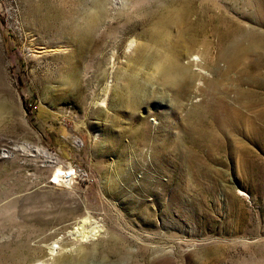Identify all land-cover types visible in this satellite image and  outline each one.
<instances>
[{"label":"rangeland","instance_id":"obj_1","mask_svg":"<svg viewBox=\"0 0 264 264\" xmlns=\"http://www.w3.org/2000/svg\"><path fill=\"white\" fill-rule=\"evenodd\" d=\"M263 4L0 0V264H264V66L260 50L238 54L250 44L264 53ZM95 6L109 17L89 41H73ZM173 8L205 26L191 53L178 42L183 27L156 26ZM157 37L171 39L192 79L164 83L152 71L147 62L160 47L151 44ZM145 45L138 62L135 49ZM235 52L230 65L227 54ZM129 69L141 83L130 95ZM68 70L75 71L73 88ZM237 87L245 92L241 107ZM252 94L260 101L247 108ZM20 145L44 148L56 161L14 150ZM58 167L64 177L86 178L54 181ZM83 217V230H100L85 241L75 233Z\"/></svg>","mask_w":264,"mask_h":264},{"label":"bare ground","instance_id":"obj_2","mask_svg":"<svg viewBox=\"0 0 264 264\" xmlns=\"http://www.w3.org/2000/svg\"><path fill=\"white\" fill-rule=\"evenodd\" d=\"M246 1V0H245ZM255 1V0H254ZM99 2V1H98ZM188 2V1H187ZM194 3V2H193ZM242 3V2H241ZM245 3V2H244ZM251 3V2H250ZM254 3V2H253ZM114 4V3H113ZM240 4V3H239ZM247 4V3H246ZM249 4V3H248ZM257 4V3H256ZM251 5V4H250ZM264 5V4H263ZM185 6V5H184ZM193 6V5H192ZM191 6V7H192ZM240 6H241V4H240ZM256 6V5H255ZM260 6H261V4H260ZM53 7V6H52ZM210 7H208V9H209ZM213 8V7H212ZM249 8V7H248ZM262 9H263V7H261ZM50 9V8H49ZM55 9V8H54ZM243 9V8H242ZM257 10V9H256ZM61 11V14H62V10H60ZM192 11V10H191ZM251 11V10H250ZM259 11V10H258ZM55 12H57V11H55ZM54 12V13H55ZM190 12V11H189ZM189 12L188 11H186L185 9H170V10H167L166 9V12L165 11H162L161 12V14H163L162 16H161V18H160V20H158V23L156 24V26L158 27V28H160V29H164V28H161V26H166L165 28H167V27H170V31H171V28L173 27V25H176V26H178L179 27V29H180V27H183L184 28V33L182 34V35H180L179 37H178V42H182L181 44H183L184 46H185V48H186V50H188V52L189 53H191L190 51H191V49H190V46H192V45H194L196 42H197V40H198V37H199V35L201 34V32H203V29L205 28V26L201 23H199V24H196V23H191L189 20H188V15H189ZM260 12H261V10H260ZM53 13V14H54ZM59 13V12H58ZM222 13V12H221ZM246 13V12H245ZM192 14V13H191ZM250 14V13H249ZM251 14H253V13H251ZM262 14V13H261ZM65 15V14H64ZM217 15V14H216ZM66 16V15H65ZM68 16V15H67ZM66 16V17H67ZM225 16V15H224ZM262 16H263V14H262ZM109 16H108V13L107 12H105L104 11V13L102 12L101 13V11L99 10V7H97V6H95V8L93 9V10H89L88 12H87V14H86V16H85V22H84V24L83 25H80V31H81V35L80 36H78V37H73V41H78L79 40V42H81V44H83V43H85L86 41H89V36L94 32V30L96 29V27H97V24L99 23V22H101L103 19L104 20H106L107 18H108ZM216 17V16H215ZM258 17H259V15H258ZM60 18H61V16H60ZM63 18V17H62ZM61 18V19H62ZM68 18V17H67ZM159 18V17H158ZM198 18H200V17H198ZM204 18V17H203ZM206 18V17H205ZM262 18V17H261ZM57 19H58V17H57ZM205 20V19H204ZM207 20V19H206ZM260 20V19H259ZM258 20V21H259ZM144 21V20H143ZM199 21H201V20H199ZM209 21V20H208ZM211 21V20H210ZM221 21V18H219V17H217V20L215 21L217 24L219 23ZM147 22V21H146ZM197 22V21H196ZM262 22V21H261ZM198 23V22H197ZM257 23V22H256ZM82 24V23H81ZM144 24V23H143ZM205 24V23H204ZM206 24H208V23H206ZM262 24V23H261ZM145 25V24H144ZM170 25H172V27L170 26ZM209 25V24H208ZM213 26H217V25H213ZM236 27H238V25L236 26ZM235 27V28H236ZM174 28V27H173ZM242 28V27H241ZM178 29V30H179ZM206 29H207V26H206ZM141 30V29H140ZM161 30V32H163ZM166 30V29H165ZM168 30V32H170ZM242 30H243V28H242ZM258 30V29H257ZM143 31V30H142ZM144 31H146V30H144ZM208 31V30H207ZM217 31V30H216ZM233 31H234V29H233ZM259 31V30H258ZM147 32V31H146ZM205 32V31H204ZM218 32V31H217ZM221 32V31H220ZM226 32H227V29H226ZM232 32V31H231ZM235 32H239V29H238V31L236 30ZM257 32V31H256ZM128 33H131V31H129ZM134 33V32H133ZM159 33H160V31H159ZM229 33V32H228ZM261 33V32H260ZM145 34V33H144ZM163 34H165V33H163ZM167 34H169V33H167ZM166 34V35H167ZM204 34V33H203ZM244 34V33H243ZM259 34V33H258ZM147 35V34H146ZM160 35V34H159ZM158 35V36H159ZM174 35V34H173ZM218 35V34H217ZM248 35V34H247ZM130 36V35H129ZM142 36V35H141ZM163 35H160V37H162ZM176 36V35H175ZM219 36H220V39L222 40V41H225V40H228L227 38H228V35L226 34V33H222V34H219ZM218 36V37H219ZM231 36H232V34H231ZM263 36V35H262ZM160 37H157L156 39H152L153 41H152V43L151 44H153V45H155V47H157V46H160L159 48H157V50H155L156 51V53H154L153 54V57H151V59H150V61L149 62H147L148 64H151V68H154V70H152V71H154V73L155 74H162L161 75V79L162 80H164L165 82L164 83H166V82H168V80H169V78L170 77H172V76H177V75H179L181 78H187V79H192V77H193V74H190L189 72H188V69H189V67H188V69H186V68H183L182 67V65L181 64H179V62H178V59H177V57L179 58V52H181V51H179L178 52V54L176 55V51H174L175 49H173V47H174V45L175 44H171V39H169V37L167 38V39H164L163 40V42H160L159 41V38ZM174 37V36H173ZM172 37V38H173ZM201 37V36H200ZM258 37V36H257ZM155 38V37H154ZM164 38V37H163ZM175 38V37H174ZM261 38V37H260ZM241 39V38H240ZM243 39V38H242ZM241 39V40H242ZM230 40V39H229ZM124 41V40H123ZM235 41V40H234ZM178 42H176V43H178ZM199 42V41H198ZM243 42V41H242ZM122 43V42H121ZM224 43V42H223ZM244 43V42H243ZM80 44V45H81ZM159 44V45H158ZM180 44V45H181ZM173 45V46H172ZM133 46V41H130L129 43H128V46H127V48L128 49H131V47ZM263 46V45H262ZM81 47H82V45H81ZM175 47H177V46H175ZM179 47V46H178ZM220 47V46H219ZM83 48V47H82ZM150 49V47L149 46H147V45H145V46H142L141 48H137V49H135V52H137V59H136V61H142L143 60V58H144V56H145V53L146 52H148V50ZM216 49H218V48H216ZM221 49H224V48H221ZM219 50V49H218ZM229 50V49H228ZM239 50V52H238V54H244L245 55V53H247L248 51H250V53H252V55L254 56L255 54H256V52L258 51V50H260V52L258 51V53H261V54H258L259 55V59H260V61L259 60H257V62L259 61V62H261V64L260 65H263L264 66V53L262 52V50H261V48L259 47V45H256V44H250L249 45V47L248 48H246V49H243V48H239L238 49ZM217 51V50H216ZM218 53V52H217ZM249 53V52H248ZM181 55H182V53H181ZM186 55V54H185ZM227 55H229L228 57H229V59L231 60V64L230 65H233V63H236V61L238 60V55H237V57H236V52H235V54L234 55H230V54H227ZM247 55V54H246ZM251 55V54H250ZM222 59L224 58V59H226V57L224 56V53H220V55H219ZM135 57H136V55H135ZM188 57V56H187ZM217 57V56H216ZM145 58H146V56H145ZM192 58V57H191ZM214 58H215V56H214ZM213 58V59H214ZM212 59V60H213ZM216 59V58H215ZM218 59V58H217ZM195 60V59H194ZM194 60H191V62H193ZM215 61V60H214ZM218 61H221L220 59H218ZM248 61H250V60H248ZM255 61V60H254ZM137 62V63H138ZM190 62V65H192V66H199L198 64L196 65V64H194V63H191ZM217 62V61H216ZM239 62V61H238ZM256 62V61H255ZM129 63H131V62H129ZM257 63V64H258ZM139 64V63H138ZM146 64V63H145ZM148 64H147V66H148ZM208 64H210V63H208ZM213 64V63H212ZM215 64H217V63H215ZM237 64V63H236ZM251 64V63H250ZM253 64H254V62H253ZM253 64H251V65H253ZM256 64V63H255ZM129 65V64H128ZM131 65V64H130ZM212 66V65H211ZM255 66V65H254ZM257 66V65H256ZM133 67V66H132ZM131 67V68H132ZM142 67V66H141ZM228 67V66H227ZM239 67V66H238ZM252 67V66H251ZM257 67H259V66H257ZM148 68V67H147ZM199 68V67H198ZM229 68V67H228ZM241 68V67H240ZM248 68V67H247ZM261 68V67H260ZM136 69V68H135ZM134 69V70H135ZM195 69V68H194ZM254 69H256V67L254 68ZM264 69V68H263ZM127 70V69H126ZM193 70V69H192ZM214 70H216V69H214ZM214 70H212V72L214 71ZM238 70V69H237ZM240 70H243L242 68L240 69ZM69 72H68V76H69V80H68V85H70V86H72V88L73 87H75V85H76V75H75V71L74 70H68ZM129 71V73L130 74H128L127 72V74L126 75H124V81L126 82V86H127V91H126V93L128 92L129 93V91L131 90V89H134L135 90V88H136V86L138 85H136V81H134V79H133V77L131 76V72H132V70L130 71V69L128 70ZM151 71V72H152ZM228 71H230V70H228ZM199 72V71H198ZM211 72V71H210ZM211 72V73H212ZM216 72V71H215ZM222 72L224 73V71L222 70ZM231 72V71H230ZM199 73H201V72H199ZM219 73V72H218ZM229 73V72H228ZM154 74V75H155ZM133 75H135V74H133ZM218 75H221V74H218ZM260 75V74H259ZM150 76V75H149ZM152 76H153V74H152ZM223 76V75H222ZM241 76V75H240ZM122 77V76H121ZM145 77V76H144ZM157 77V76H156ZM113 78V77H112ZM123 78V77H122ZM147 78H148V76H147ZM150 78V77H149ZM153 78V77H152ZM239 78V77H238ZM241 78V77H240ZM246 78V77H245ZM248 78V77H247ZM244 79V78H243ZM135 80H136V78H135ZM142 80V79H141ZM175 81H176V79H174ZM179 80V79H178ZM177 80V82H182L183 83V80L184 79H180L179 81ZM186 80V79H185ZM233 80V79H232ZM238 80V79H237ZM245 80V79H244ZM252 80V79H251ZM147 81V80H146ZM152 81V80H151ZM235 81V80H234ZM253 81V80H252ZM144 82V81H143ZM161 82V81H160ZM174 82V81H173ZM241 82L242 81H239V82H237L236 84H237V86L239 85H241ZM245 82V81H244ZM247 82V81H246ZM148 83V82H147ZM147 83H143V85L144 84H147ZM163 83V82H162ZM186 83V82H185ZM243 83V82H242ZM251 83V82H250ZM170 84H172V83H170ZM179 84V83H178ZM139 85H141V83L139 84ZM139 85L137 86L138 88H139ZM142 85V86H143ZM177 85V84H176ZM184 85V84H183ZM188 85V84H187ZM248 85H251V84H248ZM253 85H254V82H253ZM146 86V85H145ZM166 86V85H165ZM190 86V85H189ZM258 86H259V84H258ZM261 86H263V84L261 85ZM260 86V87H261ZM107 87V86H106ZM144 87V86H143ZM173 87V86H172ZM177 88H178V86H176ZM256 87V86H255ZM12 88V87H11ZM145 88V87H144ZM143 88V89H144ZM182 88H184V87H182ZM227 88V87H226ZM70 89V88H69ZM75 89H77V87L75 88ZM137 89V88H136ZM221 89H223V88H221ZM220 89V90H221ZM232 89V88H231ZM254 89V88H253ZM264 89V88H263ZM124 90V89H123ZM140 90V89H139ZM138 90V91H139ZM229 90H230V88H229ZM136 91V90H135ZM260 91H261V89H260ZM134 91H132V93H133ZM13 93H14V91H13ZM125 93V94H126ZM135 93V92H134ZM144 93V92H143ZM222 93V92H221ZM245 93V92H244ZM240 89H239V87H237V94H236V96H235V98H234V100L236 101V100H239V107H241V103H243V100H242V97H243V94H244ZM260 93V92H259ZM121 94H122V92H121ZM124 94V93H123ZM263 94V93H262ZM107 95H108V89L107 88H105L103 91H102V95H101V97L98 99V101H97V103H96V105L97 106H99V107H102V106H104L105 105V102H106V99H107ZM120 95V94H119ZM129 95H130V93H129ZM120 96H122V95H120ZM119 96V97H120ZM126 96H127V94H126ZM118 97V96H117ZM118 97V98H119ZM134 97V96H133ZM136 97V96H135ZM254 97H257V96H255V94H252V95H246V99L248 98L249 100L250 99H252V101L249 103V105L247 106V108H251V106L253 105V104H255V103H258L259 101H260V99H258L257 101H254L253 100V98ZM126 98V97H125ZM121 99V98H120ZM127 99V98H126ZM130 99V98H129ZM139 99V98H138ZM255 99V98H254ZM117 100V99H116ZM125 100V99H124ZM120 101V100H119ZM126 101V100H125ZM132 101V100H131ZM226 101H227V99H226ZM133 102V101H132ZM220 103V102H219ZM226 103V102H225ZM233 107H235V106H233ZM227 108V107H226ZM235 109V108H234ZM237 109V108H236ZM239 109V108H238ZM241 110V109H240ZM243 110V109H242ZM202 113V112H201ZM210 113V112H209ZM208 113V114H209ZM232 114H234L235 116H237L238 118V120H240V118H242V116H241V114L240 113H237L236 111H234V112H231ZM221 114V113H220ZM210 115H211V113H210ZM209 115V116H210ZM223 115V114H222ZM226 116V115H225ZM244 116V115H243ZM228 117V116H227ZM230 117V116H229ZM236 118V117H235ZM234 118V119H235ZM246 118V117H245ZM263 118H264V116H263ZM262 118V119H263ZM210 119H211V117H210ZM229 119V118H228ZM230 120H232V119H230ZM206 121V120H205ZM226 121H229V120H226ZM242 121H243V119H242ZM213 122V121H212ZM231 122V121H230ZM233 122V121H232ZM235 122V121H234ZM233 122V123H234ZM241 122V121H240ZM217 123V122H216ZM228 123V122H227ZM233 123H232V125H233ZM239 123V122H238ZM199 124V123H198ZM241 124H242V122H241ZM240 124V125H241ZM201 125V124H200ZM235 125H237V124H235ZM234 125V126H235ZM210 126V125H209ZM205 127H207V125L205 126ZM232 127V126H231ZM237 127V126H236ZM239 127V126H238ZM242 127V126H241ZM240 128V127H239ZM201 128H199V130H200ZM240 130V129H239ZM202 131V130H201ZM145 133V132H144ZM200 133V132H199ZM203 133V132H202ZM145 135V134H144ZM205 135H207V134H205ZM142 137V136H141ZM14 150H17V151H21L22 153H29L28 155H30L31 157H34V158H41V159H44L45 161H48V162H54V161H56V158L55 157H53V155H51L50 153H48L47 152V150L46 149H44V148H37V149H32L29 145H20V146H17V147H15V149ZM58 161V160H57ZM60 165V164H59ZM63 166V165H62ZM68 170H70V168H67ZM66 169V170H67ZM71 171V170H70ZM66 173V172H65ZM72 174V172L71 173H69V175H71ZM51 177V176H50ZM49 177V178H50ZM52 179L54 180V181H57V180H62L63 181V178H64V176L62 175V172H61V168L60 167H58V168H55L54 170H53V172H52ZM72 181V180H71ZM70 182V181H69ZM65 183V182H64ZM41 213V212H40ZM36 214H38V213H36ZM39 215H41V214H39ZM34 216V215H33ZM36 218H38V217H36ZM35 218V219H36ZM33 219V218H32ZM36 221V220H35ZM87 221H88V219L87 218H84L83 217V219L81 218V220L79 219V221H78V223H77V225H78V227H76L75 228V233H77V237H79V240L81 239V241H85V240H87L88 238H90V237H93V236H95V235H97L98 234V232H100V230L98 229L99 227H92L91 229H89V230H83V228H84V226H85V224L87 223ZM76 222V221H75ZM25 223V222H24ZM27 223V222H26ZM33 223V222H32ZM36 223H38V222H36ZM45 224V223H44ZM36 226V225H35ZM49 226H51V224L49 225L48 223L46 224V225H44V227H42V229H39V230H37L36 229V232L38 233H40V230H45V229H47ZM74 226V225H73ZM38 227V226H37ZM39 227H41V226H39ZM52 228V227H51ZM62 230V229H61ZM45 231H47V230H45ZM42 234V233H41ZM72 235H73V232H72ZM38 236V235H37ZM42 236V235H41ZM40 237V236H39ZM33 238H35V237H31V239H33ZM30 239V240H31ZM45 239V236H44V238H42L40 241H42V240H44ZM76 239V238H75ZM33 241V240H32ZM38 242V241H37ZM42 244V243H41ZM38 245V244H37ZM54 245V244H53ZM19 248V247H18ZM22 249V248H21ZM27 249H28V247H27ZM50 249V251L53 253V250L51 249V248H49ZM15 250H17V249H15ZM41 250V248H36V249H32L31 251H28V253H30L31 255H35L38 251H40ZM14 251V249L11 251V252H13ZM15 252V251H14ZM13 252V253H14ZM18 252V251H17ZM17 252H15V253H17ZM20 252V251H19ZM26 252V251H25ZM24 252V253H25ZM10 253V252H9ZM13 253H12V255H13ZM20 254V253H19ZM25 254H27V253H25ZM8 255V254H7ZM24 255V254H23ZM39 255V254H38ZM5 256V255H4ZM3 256V257H4ZM6 258H8V257H6ZM9 258H10V256H9ZM24 258V257H23ZM15 259V258H14ZM20 259H21V257H20ZM8 260V259H7ZM10 260L12 261L13 259H11L10 258ZM9 261V260H8ZM11 261H9V262H11ZM18 261H19V259H18ZM17 261V262H18ZM34 264V263H33Z\"/></svg>","mask_w":264,"mask_h":264},{"label":"built area","instance_id":"obj_3","mask_svg":"<svg viewBox=\"0 0 264 264\" xmlns=\"http://www.w3.org/2000/svg\"><path fill=\"white\" fill-rule=\"evenodd\" d=\"M86 177L85 175H83L82 173L80 172H77V173H73L71 175H67L64 177V182H67L69 180H77V179H82L84 180Z\"/></svg>","mask_w":264,"mask_h":264}]
</instances>
